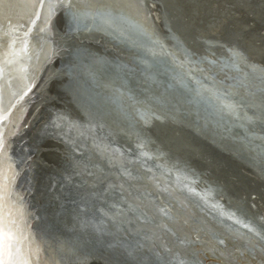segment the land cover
<instances>
[{"label":"water","instance_id":"obj_1","mask_svg":"<svg viewBox=\"0 0 264 264\" xmlns=\"http://www.w3.org/2000/svg\"><path fill=\"white\" fill-rule=\"evenodd\" d=\"M69 1L54 0L57 7L50 18L46 10H42L41 18L33 26L32 34L36 33L35 38L29 41L28 55L16 60L15 66L21 76L17 77L18 73L15 72L12 74L13 91L16 92L17 89L25 86L24 107L15 124L19 128L11 137L8 150L10 160L15 162L12 163L17 177L15 192L21 197L27 222L31 225L37 241L47 234L53 236L54 233L61 234L69 240L70 254L56 257L58 264L83 263L82 256L85 257L93 251L109 256L113 248L100 241L103 236L107 239L119 240L117 243L119 249L111 254L118 264H164L166 260L165 264H170V242L164 238L167 246L165 249L153 243L149 244L140 235V227L146 226L145 229L149 231V226H159L155 224L156 220L163 219L164 235L169 234L179 243L181 231L186 232L184 226L191 230V225L188 227L189 225L182 224V226L172 220L173 212H177L178 207L170 205L172 198L169 193L165 195L162 192L163 200L159 202L158 194L152 187L154 175L150 176L151 172L147 167L152 164L155 167V163H162L149 155L155 148L160 147L155 145L154 138L140 126L139 116L128 118L127 121H123V125H120L126 126L127 134L131 132V135H135L132 144L124 143L123 138L119 139L116 126L110 130L111 114L117 110L115 117L120 120L124 111L117 104L112 107L107 103L108 98L104 97L101 88L103 78L111 76L120 82L123 91L126 90L129 96V98L125 96L121 98L125 102L139 103L143 107L147 105L148 100L149 103L154 104L158 110L155 109L142 118L147 120L149 116H153L171 121L173 125L191 133L195 138L194 141L198 139L207 143L211 149L227 155L238 164H240L239 159L248 156L252 159L254 169H247L264 183L262 164H258V158L254 154L245 153L243 148L245 146L247 150L251 149L264 159V139L262 143L259 137L253 135L258 132L264 136V129L259 128L264 125L263 121L250 129L238 123L235 116L226 112L216 101L201 95H188L186 87L194 93L195 90L198 92L199 88L197 89V83H192V80L183 74L197 71L196 75L201 77L199 70L205 69L204 67L213 62L221 71H224L222 69L225 66L233 69V65L239 64L249 69L251 77L258 72L264 77V61L252 58V53L247 52L239 44L237 36L223 38L225 31L219 33L222 32L220 30L223 26L226 32H234L233 25L219 23L222 19L218 18L223 12L228 13L226 16L240 12L238 10L240 7L229 0L218 1L214 8L212 7L214 0H196L203 2L198 8L194 0H130L134 14L126 12L121 15L108 14L107 17L97 19L98 15L97 18L86 21L75 17L69 6H60L67 5ZM15 3L17 0H4L5 5ZM151 3L157 11L155 13L157 18L153 11L151 12ZM2 11L4 15L0 20L2 23L0 32L8 33L11 27L9 19L15 24L22 10L4 7ZM248 17V15L243 16L242 20L251 18ZM257 19L256 17L255 20ZM261 21H264V18ZM242 23L244 26L237 27L236 32L244 34L243 31L248 32L245 25L248 28L252 25L249 22ZM36 39L38 42H34ZM251 45L256 47L257 44L251 42ZM6 55L7 53L4 57ZM17 61L23 65H17ZM232 69L225 68V71L231 72ZM90 72L99 74L101 78L91 79ZM207 74L209 81L206 84L211 86L209 89H215L220 96L240 101V107L264 104L262 98L264 96L261 97L260 94L253 96L251 92H246L244 95L241 82L229 83L217 74V70ZM187 76L190 77L188 74ZM201 78L205 81L204 77ZM34 103H39L40 108L46 106L49 108L47 118L54 113H62L73 123L77 122L73 126L83 127L81 124L91 126L96 138L104 139L115 157L118 156L116 154L121 155L119 158L123 163L115 167L102 156H98L97 152L91 150L95 145H92L89 139L82 137L73 138L71 141L68 132L63 130L64 125L61 122V125L57 123V126H53L50 132H45V128L40 127L42 124L34 125L31 117L32 111L35 110ZM243 103L247 105H242ZM249 112L258 115L251 108L247 111ZM186 119H191L192 127L183 123ZM254 128L259 130L255 131ZM139 138L144 139L146 143L142 151H138ZM47 145H57L55 150L63 153L61 157L58 153L55 154L54 157L59 158L57 162L54 158L46 156L41 158V153L50 151L43 150L44 146L45 149L48 148ZM37 153L38 162L42 166L40 169L30 166L33 160L37 161L35 159ZM135 156L145 158L141 163L143 165ZM246 157L244 161H248ZM144 164L147 167H143ZM111 166L115 167L111 171L112 174L102 175L100 169L107 173ZM255 168L262 169L260 174ZM194 169L199 172L198 176L207 179L206 183L200 186L209 187L208 183L216 184L218 179L213 172L197 166ZM142 173L146 175V179L142 178ZM160 178L161 176H157L158 180ZM225 185L227 183H224ZM244 186L241 184V187ZM179 188L185 196L191 195L188 190ZM227 190L225 191L228 192ZM205 194L209 195L208 192ZM188 200H185L188 210H182L183 213L192 215L196 222L200 219L198 222L202 230L217 228L218 233L221 235L223 233L221 238L219 237L222 240L217 241L218 244L234 242L223 224L215 221L211 210L191 196ZM170 206L175 208L171 209ZM179 212L182 213L181 210ZM170 221L174 222V225L170 226ZM108 224L114 225L115 229H106ZM120 227L122 232H117L118 235L111 237V232H116V228ZM133 228L137 231L132 232ZM95 231L102 237L94 234ZM130 235L146 245L148 251H141V247L129 239ZM190 236L187 233L185 243L180 244L190 245ZM257 241L258 246L264 248L263 242ZM195 244L197 245L196 241H191V245ZM230 246L231 251H227V255L221 252L210 253L204 249L200 253L199 263L206 264L209 259H213L215 261L209 263L236 264V257L233 255L235 250L247 255L259 252L250 245H247L244 251L246 245L242 243L239 247L234 244ZM176 251L174 257L182 256L186 261L185 264H188L190 256H183L178 248ZM167 252L169 254H166ZM107 262L112 264L109 259ZM173 264L180 263L173 262Z\"/></svg>","mask_w":264,"mask_h":264},{"label":"bare ground","instance_id":"obj_2","mask_svg":"<svg viewBox=\"0 0 264 264\" xmlns=\"http://www.w3.org/2000/svg\"><path fill=\"white\" fill-rule=\"evenodd\" d=\"M195 1L196 0H194V3L196 4L197 8L199 4L203 3L200 1H196L197 2L196 3ZM229 1L235 2V4L240 7L238 8L240 12L234 14L233 16H226L228 13L223 12V13H220L221 16H218V18L222 19L219 23L224 22L228 25H233L234 32L232 33L226 32L227 30H225L223 26V28H221L220 30L222 32H219V33H224L225 31V34L222 35L223 38H230L232 37V35L233 37L237 36L236 38L238 39L237 41L240 42L239 44L245 50H247V52L252 53L251 55L252 58L259 59V61H264V21H261L262 18H264V13H263L264 12L263 11L264 10V0H229ZM216 4H218V1L214 0V4H213L214 6L212 7L213 8L216 7ZM67 6H69V8L72 10L75 17H77L78 19H82L83 21H86L88 19L90 20L92 18H97L98 15L101 17L98 16L97 19L107 17L108 14L121 15L122 13H125V12L132 13V14L135 13L134 9L131 6L130 0H70ZM151 6H152L151 12L153 11L154 15L157 18V14H155L157 11L155 10L152 3H151ZM242 10H245V11L242 12ZM246 15H248L249 17L251 16V18L242 20L243 16H246ZM256 17L258 18L257 20H255ZM242 22H249L252 24V27H249V28L247 25H245V28L248 29V32L243 31L244 34H242V32H236V30H238L237 27L244 26V23ZM89 29L91 30L92 28H89ZM257 29H259L258 32H256ZM1 33L4 36H0V56H4L5 53H7L8 55L10 40L6 32H0V35H2ZM35 33L33 32V34L30 35L29 41H32L35 38L34 37ZM39 39H40V36H38V41H40ZM36 41L37 39L34 40V42ZM251 42L257 44L256 47H253L251 45ZM217 49H219V47H217ZM18 62L19 61H17V63ZM17 65L22 66L23 64L18 63ZM204 68L205 69H201L199 71L201 72L200 74L201 77H204L205 81H203L201 77H198L196 75L197 74V71H195L196 68L194 70L195 72H192V73L184 72L183 73L184 76L192 80V83H197V89L199 88L198 92L197 90H195V93H194L193 90H190L186 87V92L188 95H192V96L201 95L202 97L206 99L216 101L217 103L223 106L226 112L232 113L235 116L234 118L236 119V121H238V123H241V125L247 126L250 129H252L251 128L252 126L256 127L258 123H262L261 121H263V124H264V104L260 103L257 106L250 105V107L247 106V108L240 107L239 106L240 101H234L230 99L229 97L220 96L218 95L215 89L210 90L209 88H211V86L209 84H206L209 81V78H208L209 76H207L208 75L207 73H213L214 71L217 70V74L220 75L223 80L229 83L232 81L241 82L243 84L241 88L243 89L242 91L244 95L246 92L247 93L251 92L253 96H259L258 94H260V96L262 97L264 96V82H263L264 77L261 76L260 72L255 73L251 77L249 69L244 68L243 66H240L239 64L233 65V69L231 67L229 68V66H225L224 69H222L224 71H221L219 67L214 66L213 62H210L209 65ZM225 68L232 69V70H230L231 72L225 71ZM14 72L15 74L18 73L17 77L21 76L20 71H17L16 66L14 67L13 73ZM187 74L190 77H188ZM90 76H91L90 78L93 80L95 78L96 79L101 78L99 74L97 73L95 74L93 72H90ZM103 79L105 81L104 80L102 81L101 88L103 89L104 97L108 98V99L106 98L108 100L107 103L111 104L112 107L115 104H117L118 106H121V109L124 111V113H122V118H120V120L115 117V113L118 112L117 110H115V113L111 114L110 117L112 118V121L109 120L110 121L109 124L111 125V126L109 125L110 130H112L111 128H115L114 126H116V133L120 136L119 139L123 138L124 143L132 144L133 136L135 135H131V132L127 134L125 131L126 126L124 125L121 127L120 125H123V121H127L128 118H131V117L137 118V116H139V118L142 120V121L139 120L140 126L143 129H145L144 131L147 134H149L152 138H154L155 145L157 144L160 147L159 149L155 148L154 150L150 148L154 152H152L153 154L150 152L149 155L156 160L159 159L162 163L160 164L155 163V167L152 166L153 164L149 167H147V165L144 164L145 166L143 167H147V169L149 168L151 172L150 176L154 175L153 180H152L153 181L152 187L155 188V193L158 194L157 196L159 197V202L163 200V196H164L162 194L163 192L165 195H167V193L170 194V197L172 198V200L170 199V201H172L170 202V205L171 204L177 205L178 207L177 212L176 211L173 212L170 210L171 212H173L172 220L175 221V223L178 222V224L180 225L182 224L184 225L187 222H190L191 224H197L198 226H200V229L202 230V226L200 222H198L200 219L199 220L197 219V222H196V220H194L195 218L192 215L185 214L182 211V210L184 211L188 210V205L185 200H188V198L191 196L194 200L197 199L196 201L201 202L203 205L206 206V208L212 211V216L215 219V221L217 223L223 224L222 226L226 228V230H228L227 233L229 237L232 238V240L234 239L236 240V242L237 241L247 242L248 239H252L256 241L257 243H258L257 240H259V242L260 243L263 242V245H264V183L256 177L257 175H255L254 173L250 172L247 169V168L254 169L252 159L248 158V156L247 157L243 156L241 159H239L240 164L243 165L242 166L236 163L232 158H229L227 155L214 151L213 149H211V147L208 146L207 143L198 141V139L194 141L195 138L191 133L173 125L171 121H168L164 118L157 119L156 117H153V116H149L147 120L142 118L143 116H146V114H149L150 112L156 109L154 104L149 103L150 101L148 100L147 105L143 107V106H140L138 102H137L138 104H135V102H125V100H122L121 98H124V96L126 98H129V96H128V93H126V90L123 91V88L120 85V82L113 79L111 76L105 77ZM252 90L255 93H253ZM24 91H25V86L20 89H17L16 91L18 93V96L16 97L14 101L16 104V107L12 111L10 121L7 124L6 130H5L6 143H7V147L5 150V157H4L6 172H7L8 163L15 164L14 161L10 160L11 156L9 155L8 150H9V145H11V141H10L11 137L15 135L17 128H19L18 126L16 127L15 124H17L16 123L17 117L19 113H21L24 107V102H25L24 100L25 95H23ZM33 105H34L35 110L32 111L33 113L31 112L32 113L31 117H33L32 121L34 125L42 124V126L40 127L42 128L44 127L45 132H50L53 126H57V123L60 124L61 122L64 125L63 130L65 132H68L67 135L69 138H71V141L73 140V138L81 139L83 137L84 139L85 138L89 139V141L91 140V144L95 145V147H92L91 150H93L94 152H97L98 156L100 157L102 156L111 165H114L115 167L120 166L123 163L121 158H119L121 157V155L116 154L118 156L115 157L114 153L111 152V150L108 148L106 141L104 139L96 138L97 137L96 133L94 132L91 126H87L84 124H81L83 125V127L78 126V125L73 126V124H76L77 122L73 123V121L69 120V118H67L62 113H54L51 115V117L47 118V115L49 114V110H48L49 108H47V106L46 108H40L39 103L38 104L34 103ZM242 105H247V104L243 103ZM58 107L61 109L60 106ZM39 108L40 110H38ZM108 108H110L109 105H108ZM250 108L255 113L257 112L258 115L251 114L250 112L247 113V111H249ZM41 109L43 110L41 111ZM45 116L46 118H44ZM146 122H148L149 124ZM190 122L192 123L191 119L190 120L186 119V121L183 123L185 125L192 127V124H190ZM117 126L119 128H117ZM259 128L264 129V125H262ZM259 128H254V130L258 131ZM253 135H256L257 138L259 137L258 139L262 141L263 143L264 136H261L258 132ZM56 146L57 145H52V146L47 145L46 146L48 147L47 149H45V146H44V149H43L44 151L45 150H50V151H45L43 152V154L41 153V158H43V156H46L47 158H54L56 160L55 162H57L59 158L57 159L56 157H54L55 154L58 153V155L61 157L63 153L56 151L55 150ZM137 146L139 148L138 151H142V149H144L146 146L145 140L139 138ZM243 148H245L244 150L245 153H248L250 155L254 154L256 158H258V162H259L258 164H262L263 166L262 169H264V159L258 156L257 154H255L253 151H251V149L247 150L245 146H243ZM157 154L160 156H158ZM245 157L248 158V161L243 160ZM135 158H137V160L140 161L139 162L140 164L145 159L144 157L140 158L137 156H135ZM35 159H37V161L34 162L33 160L32 161L33 163L30 166L40 169L42 166L38 162V153H37V156L35 155ZM114 166H111L109 168V171H107V173L106 171H104L105 173L102 172L103 171L102 169H100V172L102 173V175H105V176H107L108 174H112L111 171L115 169ZM196 166L199 167L200 169H206V171L209 170V172H213L214 176L218 179L216 184L208 183L209 187H203V185L200 186L205 181H207V179L205 177L198 176L199 172H196V170L194 169ZM255 169L256 171H258L259 174H260V171H262V169H259V168H255ZM13 170H15L14 166H13ZM202 173L205 174L206 172H202ZM262 174H264V171L262 172ZM157 176H161L160 178L161 180L160 179L158 180ZM142 178L146 179V175L144 173H142ZM192 183L196 184L197 186H194ZM224 183H227V185L224 186ZM241 184L245 186L241 187ZM179 187L183 188V190L184 189L186 191L188 190L191 195H189V197L185 196L184 194L181 193V189ZM140 189L143 190V188H140ZM225 190H227L228 192H226ZM205 192H208L209 195H206L207 193L205 194ZM182 195L185 197H183ZM223 198L226 201H224ZM188 201L190 202V200ZM141 207L143 208L142 204H141ZM159 208H161V206H159ZM170 208L173 209L175 208V206H170ZM180 210L183 214L179 212ZM200 214L203 215V213H200ZM132 220L136 221L135 219H132ZM164 223L165 222L163 219L156 220L155 224L159 226H149L150 228L149 231L145 229L146 226L140 227L141 232L139 233L143 237L144 241L146 240L149 242V244L153 243V244H156V246H159L165 249L167 248L166 242L164 240L165 237H166L165 239L167 240H169L168 239L169 237L171 238L172 241L176 243L178 242L169 234H167V236L164 235L165 230H163L162 228L165 226ZM172 224L174 225V222L170 221V226ZM215 226L217 227V225ZM111 228L115 229V226L108 224V227L106 229H111ZM121 228L122 227L116 228L115 230L116 232H111L110 234L111 237L118 235L117 232H122ZM133 229H132V232H135L136 229L135 228ZM202 232H203L202 234H205V236L207 237V239H205L206 242L199 240L196 236H194V234L190 236L191 241H196L197 245L199 244L198 245L199 247L206 246L208 245L209 242L212 245H216L218 251L217 250L213 251V249H211L210 253L220 252L221 248H223L224 251L227 250L225 247L226 245L218 244L217 242L219 237L223 235V233L222 235L218 233L217 228H215V230H212V229L202 230ZM94 234L98 235L99 233L95 231ZM98 236L102 237L101 235H98ZM186 236H187V233L186 232L183 233L181 231L180 237L178 239L179 244L185 243ZM129 239L132 240L134 243H136L138 247H141V251L142 250L148 251V248L146 247V245L140 242L139 239L136 238L135 236L130 235ZM219 240H222V239H219ZM100 241L102 243H106L111 248H113L111 250L112 252L109 253V256H104V255L98 254L96 251H93V253H90L85 257L82 256L83 263H79V264H99V263L110 264L107 262L108 259L111 260L112 264H118L116 263L115 258L111 257V254H113L114 252H116L117 249H119V247L117 246V243H119V240H117L116 238L107 239L106 237L103 236V238H100ZM187 241H190V240L187 239ZM191 241H190V245L187 244L188 248L192 246ZM37 245L39 246L41 251H40L39 257H35V256L32 257L33 264H58L56 257L59 258L61 256L63 257V255L70 254L68 253L70 252L69 249L71 248L69 247V245L71 246L69 240L64 238L61 234H58V233H54L53 236H50V234H47L42 239L40 238V240L37 241ZM197 245L195 244V246ZM230 245H233V243L230 242ZM230 245L228 247H229V250L231 251ZM247 245L248 244H246V248L244 249V251H246ZM253 247L256 248V250H258L259 252L257 251H256L257 253L252 252V254H249L248 256L250 257L256 256L258 260L261 261L259 257L264 258L263 247L259 248V247H256V245ZM203 250H198V251L203 252ZM136 251L137 250H135V252ZM224 251H221V252H224ZM191 252L193 253V251ZM167 254L169 253L167 252ZM193 254L195 255V257H190L191 259L187 261L188 264H200L199 258H201V254L199 255V253L196 252V250H194ZM175 255H176L175 253L174 254H172V252L170 253V257H169L170 264H173V262H176V260H180L178 261V263L180 264H185L186 261L182 256L174 257ZM117 258H119L118 255H117ZM95 259L101 262H98ZM206 264H212V263L206 262Z\"/></svg>","mask_w":264,"mask_h":264},{"label":"snow or ice","instance_id":"obj_3","mask_svg":"<svg viewBox=\"0 0 264 264\" xmlns=\"http://www.w3.org/2000/svg\"><path fill=\"white\" fill-rule=\"evenodd\" d=\"M60 6L67 7L66 4ZM4 7L19 8L22 14L15 24L9 19V52L6 57L0 56V264H33L32 257H39L41 249L27 222L21 197L15 192L17 177L11 163L7 164L5 171V130L18 96L12 90L16 60L28 55L29 37L33 26L41 18L42 10H46L50 18L57 4L54 0H17L13 5H5L4 0H0V20L4 15Z\"/></svg>","mask_w":264,"mask_h":264},{"label":"rangeland","instance_id":"obj_4","mask_svg":"<svg viewBox=\"0 0 264 264\" xmlns=\"http://www.w3.org/2000/svg\"><path fill=\"white\" fill-rule=\"evenodd\" d=\"M217 1H220V0H217ZM251 24V23H250ZM252 25V24H251ZM184 225H189L188 227H190V225H191V227L190 228H192L193 227V229H191V230H188V228L187 227H185L184 226V229H185V231H186V233H189L190 235H192V234H194V236H196L199 240H202V241H205L206 242V240L205 239H207V237L205 236V234H202L203 232H202V230L200 229V226H198L197 224H191L190 222H187V223H185ZM162 236V235H161ZM163 237V236H162ZM206 237V238H205ZM221 237V236H220ZM166 238V237H165ZM168 239L169 240H167V242H170V253L172 252V254H177V248L180 250V252L182 253V255L183 256H186V255H189L190 257H195V255L193 254L194 253V250H196V252H198L199 253V255H200V253H201V251H198V250H203V249H205V247H206V250H208V251H210L211 249H213V251H215V250H217L218 251V249H217V247H216V245H212L210 242L208 243V245H206V246H201V247H199L198 245L197 246H190L191 247V249H189L188 247H187V245L186 244H179V243H176V242H174V241H172L171 240V238H169L168 237ZM160 240V239H159ZM233 244H235L236 246H241V243L242 244H244V245H246L247 243L246 242H242V241H237L236 242V240H234L233 239ZM174 242V243H173ZM249 244L248 245H250V246H255L256 245V247H259L258 245V243L256 242V241H254V240H252V239H248V241H247ZM226 246V249L227 250H225L224 251V249L223 248H221V251H224V252H221L222 254H224V255H227L225 252H227V251H230L229 250V243H226L225 244ZM176 246H177V248H176ZM187 247V248H186ZM260 248V247H259ZM258 249V248H257ZM264 249V248H263ZM259 250H261V249H259ZM191 251H193V253L191 252ZM179 253V252H178ZM167 254V253H166ZM259 254V253H258ZM257 254V255H258ZM233 255L236 257V260H235V263L236 264H264V258L263 257H259L260 258V260L261 261H259L258 260V258L256 257V256H254V257H250V256H248L247 254H243V253H241V252H239V251H237V250H235L234 251V253H233ZM179 256V255H178ZM181 257V256H180ZM197 257H198V255H197ZM256 257V258H255ZM178 261H180V260H176V262H178ZM209 262H212V261H215V260H213V259H209L208 260Z\"/></svg>","mask_w":264,"mask_h":264}]
</instances>
